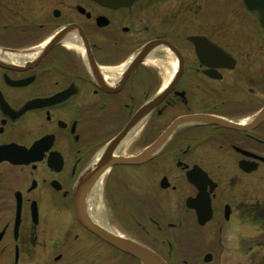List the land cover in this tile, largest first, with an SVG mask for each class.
Here are the masks:
<instances>
[{"label":"flooded vegetation","instance_id":"flooded-vegetation-1","mask_svg":"<svg viewBox=\"0 0 264 264\" xmlns=\"http://www.w3.org/2000/svg\"><path fill=\"white\" fill-rule=\"evenodd\" d=\"M9 145L31 151L0 162V264H140L78 220L85 174L92 220L170 264H264V31L245 0H0Z\"/></svg>","mask_w":264,"mask_h":264},{"label":"water","instance_id":"water-1","mask_svg":"<svg viewBox=\"0 0 264 264\" xmlns=\"http://www.w3.org/2000/svg\"><path fill=\"white\" fill-rule=\"evenodd\" d=\"M246 5L252 11H254L257 15L258 26L259 28L264 30V0H245ZM205 119V118H204ZM211 121L216 122L215 118H210ZM194 121H200L201 118L195 117L193 118ZM203 120V119H202ZM206 121H210L207 119ZM220 123L221 120H219ZM231 125V124H228ZM24 153L20 147L17 146H3L0 148V156L5 155H13L14 158L12 159L15 163L21 164L26 163V155L28 153ZM11 159V157H6V159ZM5 159V158H4ZM139 158L133 159L132 161H137ZM90 174H85V176L81 179L79 186H78V194L80 189H82L85 185L86 179L89 178ZM80 195H78L79 197ZM80 198V197H79ZM78 198V219L91 231L102 237L107 242H110L117 246L119 249L135 256L138 258L142 264H168L167 261L162 258L158 253L150 249L149 247L142 245L138 242H135L131 239L118 237L110 232L99 228L96 226L93 221L87 216L86 208L80 206ZM209 260V259H207Z\"/></svg>","mask_w":264,"mask_h":264},{"label":"bare ground","instance_id":"bare-ground-1","mask_svg":"<svg viewBox=\"0 0 264 264\" xmlns=\"http://www.w3.org/2000/svg\"><path fill=\"white\" fill-rule=\"evenodd\" d=\"M78 51L81 53L83 52L82 48H80V47H78ZM168 60L170 61V64L168 67L165 68V74L167 75V81L170 79L171 75L173 74V70L171 69L170 66H173V65L175 66V64H172L170 58H168Z\"/></svg>","mask_w":264,"mask_h":264},{"label":"rangeland","instance_id":"rangeland-1","mask_svg":"<svg viewBox=\"0 0 264 264\" xmlns=\"http://www.w3.org/2000/svg\"><path fill=\"white\" fill-rule=\"evenodd\" d=\"M187 259V258H186ZM216 263V261H214L213 263H211V264H215ZM181 264H184L183 262L181 263ZM201 264H205L204 262H201Z\"/></svg>","mask_w":264,"mask_h":264}]
</instances>
